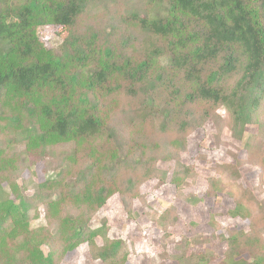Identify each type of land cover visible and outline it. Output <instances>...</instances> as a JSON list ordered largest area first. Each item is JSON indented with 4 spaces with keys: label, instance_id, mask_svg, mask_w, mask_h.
I'll return each instance as SVG.
<instances>
[{
    "label": "trees",
    "instance_id": "obj_1",
    "mask_svg": "<svg viewBox=\"0 0 264 264\" xmlns=\"http://www.w3.org/2000/svg\"><path fill=\"white\" fill-rule=\"evenodd\" d=\"M98 1L0 0V105L14 104L26 114L0 115V134L12 128L30 149L76 145L65 155L68 167L48 177L35 195L16 200L3 185L16 189L18 161L0 148V264H61L82 243L95 260L126 263L123 241L99 246L101 231L89 224L115 193L124 201L137 197L142 183L156 175L157 158L148 156L157 146L125 140L109 119L104 108L118 93L142 103L139 122L155 113L163 138L173 130L168 142L174 149L184 148L198 122L218 108L229 114L233 136L242 141L264 108V0H154L165 6V15L134 13L130 19L147 39L141 59L136 46L127 42L118 53L103 34L82 28ZM48 25L70 28L59 54L40 41L38 29ZM163 89L171 97L154 112ZM257 139L248 137L250 151ZM211 187L217 190V181ZM243 201L230 215L250 220V227L224 238L225 262L264 264V219H255ZM39 217L43 224L37 226ZM177 261L211 264V256Z\"/></svg>",
    "mask_w": 264,
    "mask_h": 264
},
{
    "label": "rangeland",
    "instance_id": "obj_2",
    "mask_svg": "<svg viewBox=\"0 0 264 264\" xmlns=\"http://www.w3.org/2000/svg\"><path fill=\"white\" fill-rule=\"evenodd\" d=\"M164 8L154 0H99L90 7L81 26L103 34L118 53L126 50L127 42L136 46L132 50L141 59L147 39L130 22L131 15H165ZM69 34L70 28L63 26L38 29L44 47L55 54H59ZM159 64L161 68L166 66L163 59ZM157 71L161 73L160 68ZM127 97L118 93L117 100L108 102L104 112L109 113V119L119 127L125 140L137 139L142 144L157 146L154 151L149 149L148 156L157 158L154 161L157 171L153 178L142 183L137 197L124 201L115 193L95 213L89 225L101 231L97 243L102 246L107 240L123 241L128 252L125 264H178L177 257L192 254H209L211 264H227L224 238L236 230L248 231L251 223L230 215L237 202L246 198L244 201L252 208L254 218L264 219V210L259 208L261 203L264 205V108L257 123L247 128L242 141L233 136L229 114L218 108L210 113L211 117L198 122L184 148L174 149L168 142L170 135L176 136L173 130L168 129L163 138L155 113L148 115L145 122H139L136 116L143 105ZM170 97V92L164 89L163 93L159 92L154 112L166 106ZM23 110L10 103L0 105V115L7 119L19 114L24 117ZM2 123L0 120V126ZM253 135L258 139L250 151L245 143ZM0 148L18 161V173L15 172L12 180L16 189L12 190L8 183L3 185L6 194L16 200L15 196L35 195L48 177L68 167L65 155L73 154L76 145L64 143L30 149L21 135L8 128L0 134ZM82 162L75 170L82 167ZM212 180L217 181V190L212 189ZM34 223L43 224V218ZM262 226L264 231V223ZM61 264L106 263L93 259L88 244L82 243Z\"/></svg>",
    "mask_w": 264,
    "mask_h": 264
}]
</instances>
